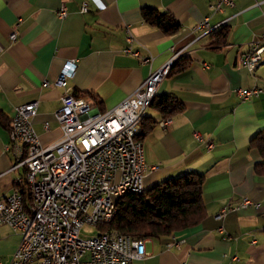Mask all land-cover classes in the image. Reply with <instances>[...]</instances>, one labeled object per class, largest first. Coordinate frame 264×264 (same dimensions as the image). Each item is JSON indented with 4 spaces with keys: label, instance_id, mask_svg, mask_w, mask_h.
<instances>
[{
    "label": "crops",
    "instance_id": "crops-1",
    "mask_svg": "<svg viewBox=\"0 0 264 264\" xmlns=\"http://www.w3.org/2000/svg\"><path fill=\"white\" fill-rule=\"evenodd\" d=\"M83 1L0 0V109L9 120L0 124V196L11 193L26 172L24 166L13 169L19 155L14 147L5 148L18 105L37 102L32 125L47 146L62 134L55 111L63 94L83 95L94 110H108L180 52L188 68L166 75L157 95L176 96L184 110L163 128L158 125L162 115L148 108L147 122L157 123L142 141L145 160L155 169L146 174L144 186L150 189L187 172L199 173L207 214L200 224L172 236L145 239L147 255L134 264H264V174L255 173L261 156L250 145L264 129V65L252 72L239 65L253 42L264 46V0H236L234 7L214 14V0H85V13L80 11ZM62 6L67 8L65 18L58 15ZM143 8L172 13L179 30L163 33L144 21ZM206 16L214 30L228 19L224 43L194 29ZM127 46L140 55L151 54L152 63L125 53ZM68 60H75L76 71L66 87L57 86ZM255 87L261 93L249 99L236 93ZM244 196L261 206L229 209L221 220L215 218L222 207L235 206ZM174 236L185 239L180 249L166 247ZM19 242L20 234L0 225L2 264H8Z\"/></svg>",
    "mask_w": 264,
    "mask_h": 264
},
{
    "label": "built area",
    "instance_id": "built-area-1",
    "mask_svg": "<svg viewBox=\"0 0 264 264\" xmlns=\"http://www.w3.org/2000/svg\"><path fill=\"white\" fill-rule=\"evenodd\" d=\"M236 0H214L211 13L223 12L225 7H234ZM83 1L80 11H88ZM60 18L67 16L62 6ZM206 16L195 30L209 34L212 25ZM226 20L218 24H225ZM16 39V34H11ZM132 42V37H128ZM264 46L253 42L250 49L239 57V65L254 71ZM124 52L139 58L143 64H151L153 57L140 55L130 46ZM175 52L161 67L152 70L140 85L113 108L94 110L84 96L66 92L61 97V106L55 118L61 129L56 142L44 146L33 125L37 102L18 105L11 119L9 143L6 150L14 147L19 161L13 169L28 166V175L17 179V186L6 196H0V225H8L20 234V242L8 264H47V256H55L58 264H134L147 255L145 240L116 232H103L82 237L80 222L97 226L109 222L117 213V199L126 192L145 188L144 179L149 170L145 160L142 139L137 136V126L147 114V97H155L164 78V71ZM75 60L64 63L55 84L66 87L67 78L76 71ZM47 85V83H44ZM242 99L258 96L261 89H237ZM172 117L161 118L158 125L166 127ZM49 128L48 122L44 124ZM201 140L200 135L195 132ZM20 145H27V153H20ZM208 148L213 147L207 142ZM30 192V199L39 201V210L49 209L50 217H38V210H31L24 203L20 184ZM261 203L244 196L235 206L222 207L215 218L221 220L229 209H258ZM222 230V227H219ZM185 239L176 236L166 243L167 248L180 249ZM0 264L1 261H0Z\"/></svg>",
    "mask_w": 264,
    "mask_h": 264
},
{
    "label": "trees",
    "instance_id": "trees-1",
    "mask_svg": "<svg viewBox=\"0 0 264 264\" xmlns=\"http://www.w3.org/2000/svg\"><path fill=\"white\" fill-rule=\"evenodd\" d=\"M142 16L145 22L155 26L167 35L176 33L180 28L179 21L168 11L156 8H143ZM214 30V29H213ZM210 32L214 42L224 43L229 34L226 25ZM187 57H180L173 64L168 75L181 72L188 68ZM83 96V95H77ZM149 108L158 111L163 118L172 117L184 110V104L176 96L169 94L156 95ZM140 122L139 138L143 140L145 134L157 122L146 120ZM9 122L5 113L0 109V124ZM11 124V121H10ZM251 147L256 148L261 161L255 164V173L264 174V129L260 130L251 140ZM28 167L26 166V172ZM25 172V175H26ZM203 175L187 172L145 189L141 194L126 192L117 201V213L109 222L99 223L98 233L117 231L121 235H128L135 239L160 238L172 236L174 232L194 227L202 222L207 211L203 197ZM25 205H32L30 192L25 183L20 184ZM97 233V234H98Z\"/></svg>",
    "mask_w": 264,
    "mask_h": 264
},
{
    "label": "bare ground",
    "instance_id": "bare-ground-1",
    "mask_svg": "<svg viewBox=\"0 0 264 264\" xmlns=\"http://www.w3.org/2000/svg\"><path fill=\"white\" fill-rule=\"evenodd\" d=\"M214 28L212 27V30ZM264 51V49H263ZM263 51L262 53L260 54V57H259V63H258V66L259 65H264V54H263ZM180 57H175L173 58V60H171L169 62V64L167 65V69L166 71H164V77L166 75H168V73L170 72V69L172 68L173 64L176 62V60H178ZM154 97H147L146 98V103H145V110L147 112L148 108L150 107L152 101H153ZM146 116V114H143V118ZM140 124L137 126V136H139V133H140ZM23 146L25 151H22L20 149V153L24 152V153H27V145H20V147ZM26 167V166H24ZM28 167V166H27ZM26 175H28V170L26 172ZM132 193H135V194H141L144 192V188H139V189H135L133 191H130ZM32 205L30 206V209L31 210H38V217H50V210L49 209H42V210H39V201H37L36 199H32ZM85 224H89L88 222H80V230L82 229V227L85 225ZM107 232H116V231H107ZM116 235H121L119 234L118 232H116ZM47 264H58V260L55 256H47Z\"/></svg>",
    "mask_w": 264,
    "mask_h": 264
},
{
    "label": "rangeland",
    "instance_id": "rangeland-1",
    "mask_svg": "<svg viewBox=\"0 0 264 264\" xmlns=\"http://www.w3.org/2000/svg\"><path fill=\"white\" fill-rule=\"evenodd\" d=\"M169 74V73H168ZM141 128V126H140ZM144 191H145V188H144ZM98 229L96 226H90V224H85L82 229H81V236L82 237H90V236H93V235H96L98 233ZM117 232V231H116Z\"/></svg>",
    "mask_w": 264,
    "mask_h": 264
}]
</instances>
